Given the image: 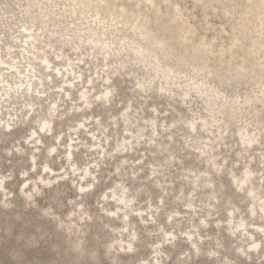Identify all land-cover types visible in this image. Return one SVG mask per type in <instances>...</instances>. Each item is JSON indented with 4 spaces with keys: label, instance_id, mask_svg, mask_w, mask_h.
I'll list each match as a JSON object with an SVG mask.
<instances>
[{
    "label": "rangeland",
    "instance_id": "obj_1",
    "mask_svg": "<svg viewBox=\"0 0 264 264\" xmlns=\"http://www.w3.org/2000/svg\"><path fill=\"white\" fill-rule=\"evenodd\" d=\"M0 58V264H264V0H0Z\"/></svg>",
    "mask_w": 264,
    "mask_h": 264
},
{
    "label": "bare ground",
    "instance_id": "obj_2",
    "mask_svg": "<svg viewBox=\"0 0 264 264\" xmlns=\"http://www.w3.org/2000/svg\"><path fill=\"white\" fill-rule=\"evenodd\" d=\"M136 56H137V55H136ZM46 62H47V61H46ZM0 64L5 66V65H6V62L4 63V61L1 60V58H0ZM47 64H48V63H47ZM50 66H51V65H50ZM158 67H159V66H158ZM1 69H2V68H1ZM10 69H13V67L11 66ZM50 70H51V68H50ZM159 70H160V69H159ZM19 72H20V71H19ZM160 72H161V71H160ZM165 72H166V71H165ZM1 73H2V72H1ZM17 74H18V73H17ZM60 74H61V73H60ZM164 74H165V73H164ZM21 75H22V74H21ZM162 75H163V74H162ZM167 75H170V73H169V74L167 73ZM0 76H3V75L0 74ZM164 76H165V75H164ZM3 77H4V76H3ZM0 78H1V77H0ZM17 78H18V77H17ZM168 79H169V78H168ZM177 79H178V78H177ZM181 79H182V78H181ZM5 81H6V80H5ZM5 81H1L0 84L5 88V91H8V90L6 89V85H5L7 82H5ZM193 81H194V80H193ZM70 83H71V82H70ZM184 83H185V82H184ZM187 84H188V83H187ZM192 84H193V83H192ZM192 84H191V85H192ZM203 84H204V83H203ZM24 85H25V84H24ZM195 85H196V84H195ZM195 85H194V86H195ZM19 86H20V85H19ZM19 86H18V87H19ZM21 86H22V85H21ZM194 86H193V87H194ZM32 87H33L32 85H29L27 91H28V92H32ZM72 87H74V84L72 85ZM204 87H205V86H204ZM141 88H142V87H141ZM198 88H199V87H198ZM202 88H203V87H202ZM208 88H209V87H208ZM2 90H3V89H2ZM2 90L0 89V94H2V92H3ZM15 90H16V89H15ZM20 90H22L21 87H20ZM17 92H18V91H17ZM22 92H23V91H22ZM28 92H27V93H28ZM15 93H16V92H15ZM169 93H170V92H169ZM5 94H6V93H5ZM5 94H4V95H5ZM109 94H111V93H110V92H107V93L105 94V96L108 98V97H109V96H108ZM186 94H187V93H186ZM187 95H188V94H187ZM187 95H186V96H187ZM2 97H3V96H2ZM84 97H86V95H84ZM39 98H40V96H39ZM224 99H225V98H224ZM233 102H234V101H233ZM238 106H239V104H238ZM231 107H232V106H231ZM236 107H237V106H236ZM58 108H59V107H58ZM55 112H56V111H55ZM55 112H54V113H55ZM43 126H44V124H43ZM50 126H51V124H50V125H46L47 128L51 129ZM8 127H10V125H9ZM46 127H44L43 130H44ZM191 127L194 128L195 126L192 125ZM41 129H42V128H41ZM243 134H244V133H243ZM34 136H37L36 133H34ZM242 137H243V139L246 140V141L248 142V144H250V145H251V144L253 145V142L256 141V140L251 139L248 135H245V136H242ZM252 145H251V146H252ZM254 145H255V144H254ZM248 175H249V174H248ZM248 175H247V178H246L244 181L240 182V185H247V184L249 183V181H250V179L252 178V176H250V175L248 176ZM238 184H239V182H238ZM243 188H244V187H243ZM244 189H245V188H244ZM244 189H243V190H244Z\"/></svg>",
    "mask_w": 264,
    "mask_h": 264
}]
</instances>
